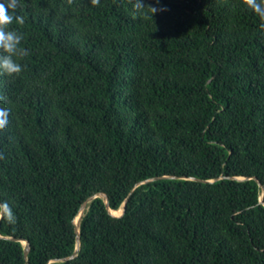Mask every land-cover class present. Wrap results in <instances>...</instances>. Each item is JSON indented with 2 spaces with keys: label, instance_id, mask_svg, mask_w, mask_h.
Returning <instances> with one entry per match:
<instances>
[{
  "label": "trees",
  "instance_id": "1",
  "mask_svg": "<svg viewBox=\"0 0 264 264\" xmlns=\"http://www.w3.org/2000/svg\"><path fill=\"white\" fill-rule=\"evenodd\" d=\"M15 3L0 264H264V0Z\"/></svg>",
  "mask_w": 264,
  "mask_h": 264
},
{
  "label": "clouds",
  "instance_id": "2",
  "mask_svg": "<svg viewBox=\"0 0 264 264\" xmlns=\"http://www.w3.org/2000/svg\"><path fill=\"white\" fill-rule=\"evenodd\" d=\"M139 5L142 4V0H137ZM159 3V0H156ZM15 0H11V3L5 5L3 0H0V73L7 74L9 76L19 74L22 71V65L17 62L14 57L26 56L27 49L21 46L24 39L23 34L14 29L8 27L15 21L17 24H23L24 18L21 15L10 14L8 9L15 8ZM154 13L158 10L163 11L164 9H157L152 7ZM6 108H0V125L6 123Z\"/></svg>",
  "mask_w": 264,
  "mask_h": 264
},
{
  "label": "water",
  "instance_id": "3",
  "mask_svg": "<svg viewBox=\"0 0 264 264\" xmlns=\"http://www.w3.org/2000/svg\"><path fill=\"white\" fill-rule=\"evenodd\" d=\"M163 178H169V177H163ZM161 179H162V178H161ZM154 180H156V179L147 180V181H145V182L139 183V184L135 187V189L138 188L139 186L143 185V184L150 183V182H152V181H154ZM96 198H102V199L105 201V204H106V207H107L108 211H109L112 215H114V214H113V210H112L111 207H110L109 198H108V196H107L106 194H104V193H100V194H98V195H96V196L90 197V198H89V199H88V200L82 205V207H81V209H80V212H79V214H78V216H80L79 223H76V220H75V224H76V226H77V233H78V237H77V249H76L75 253L73 254V256H71V257H69V258H64V259H61V260H55V261H53V262H68V261H70V260H72V259H74V258H76V257L78 256L79 251H80V245H81V238H80V223H81V220H82V217H83L85 211L87 210L88 205H89L92 201H94ZM127 202H128V199L125 201L124 206H123V208H122V209H123L122 215H124V213H125V207H126ZM4 213H5V207H3V209H2V213H1V216H0V220L2 219ZM122 215H121V216H122ZM78 216H77V217H78ZM114 216H116V215H114ZM12 240L17 241V242H21L23 245L26 246V250H25V258L28 259V255H29V252H30V246H29L28 241H26V240H21V239H12ZM53 262H52V263H53Z\"/></svg>",
  "mask_w": 264,
  "mask_h": 264
},
{
  "label": "bare ground",
  "instance_id": "4",
  "mask_svg": "<svg viewBox=\"0 0 264 264\" xmlns=\"http://www.w3.org/2000/svg\"><path fill=\"white\" fill-rule=\"evenodd\" d=\"M122 212H123V210L120 209V210H118V211H113V214L116 215L117 217H120V216L122 215ZM79 220H80V216H78V217L76 218V223H79Z\"/></svg>",
  "mask_w": 264,
  "mask_h": 264
},
{
  "label": "rangeland",
  "instance_id": "5",
  "mask_svg": "<svg viewBox=\"0 0 264 264\" xmlns=\"http://www.w3.org/2000/svg\"><path fill=\"white\" fill-rule=\"evenodd\" d=\"M123 210V209H122Z\"/></svg>",
  "mask_w": 264,
  "mask_h": 264
}]
</instances>
